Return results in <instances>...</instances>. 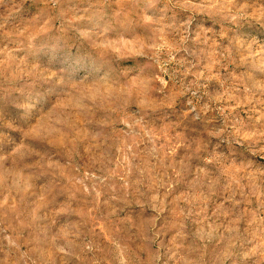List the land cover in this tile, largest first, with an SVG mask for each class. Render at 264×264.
Here are the masks:
<instances>
[{
	"label": "rangeland",
	"instance_id": "obj_1",
	"mask_svg": "<svg viewBox=\"0 0 264 264\" xmlns=\"http://www.w3.org/2000/svg\"><path fill=\"white\" fill-rule=\"evenodd\" d=\"M0 264H264V0H0Z\"/></svg>",
	"mask_w": 264,
	"mask_h": 264
}]
</instances>
